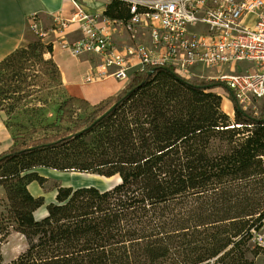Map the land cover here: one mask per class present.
Masks as SVG:
<instances>
[{"label": "trees", "instance_id": "obj_1", "mask_svg": "<svg viewBox=\"0 0 264 264\" xmlns=\"http://www.w3.org/2000/svg\"><path fill=\"white\" fill-rule=\"evenodd\" d=\"M102 15L129 14L112 0ZM33 64L59 74L50 43L20 46L0 60L3 99ZM219 84L146 65L117 95L96 103L68 95L53 121L13 133L0 152V264H258L264 110L246 112L232 97L234 125L212 91ZM37 166L119 180L104 189L60 185L37 219L44 198L28 188L44 179ZM13 232L27 246L5 260L1 246Z\"/></svg>", "mask_w": 264, "mask_h": 264}, {"label": "built area", "instance_id": "obj_2", "mask_svg": "<svg viewBox=\"0 0 264 264\" xmlns=\"http://www.w3.org/2000/svg\"><path fill=\"white\" fill-rule=\"evenodd\" d=\"M70 1L69 12L52 14L50 30L77 23L80 37L61 46L76 56H99L105 75L127 84L134 71L167 64L180 76L219 81L243 109L264 98V0H120L129 15L105 17L106 26L98 25L99 14L85 12L81 0ZM28 27L40 40L49 34L36 14L28 16ZM117 28L129 39L121 46L111 38ZM100 75L91 70L84 80ZM262 222L254 240L264 245Z\"/></svg>", "mask_w": 264, "mask_h": 264}, {"label": "crops", "instance_id": "obj_3", "mask_svg": "<svg viewBox=\"0 0 264 264\" xmlns=\"http://www.w3.org/2000/svg\"><path fill=\"white\" fill-rule=\"evenodd\" d=\"M81 1L85 12L100 15L99 26L107 25L102 13L108 3H103V0ZM71 8L70 0H0V60L14 49L26 45L37 37L28 27V16L36 14L43 29L49 32L41 41L45 44L50 43L52 46V58L58 67L66 96H78L96 103L109 95H117L126 83L113 76L105 75L103 73L105 69L100 66L99 56L93 57L88 53L76 56L61 46L62 41H74L80 37L81 31L77 23L69 24L62 32L50 30L54 25L52 14L67 13ZM111 38L117 46L129 41L127 34L118 31V28L113 30ZM47 54L49 57L50 53ZM91 70H98L101 75L95 81L86 82L84 77ZM226 104L228 109L232 105L229 97L226 98ZM5 120V113L0 110V152L12 144V134Z\"/></svg>", "mask_w": 264, "mask_h": 264}, {"label": "rangeland", "instance_id": "obj_4", "mask_svg": "<svg viewBox=\"0 0 264 264\" xmlns=\"http://www.w3.org/2000/svg\"><path fill=\"white\" fill-rule=\"evenodd\" d=\"M36 42H40L38 37H35L33 41L29 43L32 44ZM41 42L44 43L43 41ZM43 56L47 58L48 54L45 52ZM50 70L51 69H48L47 72L44 73V71H42L37 64L30 65L29 68L22 69V77H18V79L14 82V84L19 87L16 92H9L7 94L8 97L3 99L5 96L0 91V106H7L10 108L8 109V113L5 114V121L7 122L11 134L28 131L33 126H43L55 119L56 110L60 102L66 97V93L64 92L58 72L51 73ZM5 73L6 70L0 71V76ZM2 87L6 88V85L4 81L0 79V88ZM212 91L221 95L222 100L220 109L227 112L234 125L239 126L240 124L235 123L233 102L229 109H225L223 107V105L225 106L226 98L229 97L231 100V95L227 94L228 92H226L224 86L220 84L213 88ZM239 107L246 112L258 115L264 110V98L256 100L253 107H248L247 109H243L240 105ZM64 125L70 126L71 124L64 123ZM43 133L45 134L47 131H39L35 133L34 136ZM261 158L264 165V154L263 157L261 155ZM33 170L44 177L42 183H39L37 180H33L28 184V188L32 194H38L44 198V204L37 208L34 212V216L37 219L46 214L45 205L50 201H54L55 191L58 186L69 185L78 187L71 184V180L74 179L75 176H79V174H96L74 170H56L44 166L34 167ZM110 178L111 181L101 187L109 188L110 186L116 184L119 180L117 175L111 176ZM0 192L1 197L3 195V189L1 186ZM26 246L27 241L25 237L20 233L13 232L1 246L3 258L5 260H10L23 251ZM256 260L258 264H264V251H261Z\"/></svg>", "mask_w": 264, "mask_h": 264}, {"label": "bare ground", "instance_id": "obj_5", "mask_svg": "<svg viewBox=\"0 0 264 264\" xmlns=\"http://www.w3.org/2000/svg\"><path fill=\"white\" fill-rule=\"evenodd\" d=\"M223 107L226 109L228 106L225 101V106ZM111 181L110 177L99 176L96 174H79V176H75L74 179L71 180V184L74 186L79 185H88V184H95V186L101 188V186H105L107 183Z\"/></svg>", "mask_w": 264, "mask_h": 264}, {"label": "water", "instance_id": "obj_6", "mask_svg": "<svg viewBox=\"0 0 264 264\" xmlns=\"http://www.w3.org/2000/svg\"><path fill=\"white\" fill-rule=\"evenodd\" d=\"M230 95H231V94H230ZM231 98H232V95H231ZM113 106H114V105L110 106V107L106 110V112H104V114L108 113V112L113 108ZM88 185H93V184H88Z\"/></svg>", "mask_w": 264, "mask_h": 264}]
</instances>
